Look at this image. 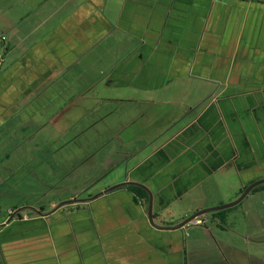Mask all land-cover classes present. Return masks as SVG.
Listing matches in <instances>:
<instances>
[{
  "label": "crops",
  "instance_id": "1",
  "mask_svg": "<svg viewBox=\"0 0 264 264\" xmlns=\"http://www.w3.org/2000/svg\"><path fill=\"white\" fill-rule=\"evenodd\" d=\"M35 3L21 18L31 36L6 20L17 38L0 48V126L35 104V133L12 150L38 163L37 186L75 183L0 222V264H189L190 228H154L149 197L90 199L141 184L170 228L223 204L192 197L213 182L234 180L230 203L264 178V0ZM223 212L201 217L222 229Z\"/></svg>",
  "mask_w": 264,
  "mask_h": 264
},
{
  "label": "rangeland",
  "instance_id": "2",
  "mask_svg": "<svg viewBox=\"0 0 264 264\" xmlns=\"http://www.w3.org/2000/svg\"><path fill=\"white\" fill-rule=\"evenodd\" d=\"M36 7L35 0H0V48L6 46V44L10 45L9 43L14 45L17 38L14 37V34L17 30H19V36L34 34L35 27L24 26L21 18L26 14H30V17L31 15L34 16L33 12ZM7 19L16 23L14 24L15 32L6 25ZM31 20L34 19L31 18ZM2 37H5L6 42L2 41ZM88 70L90 78L96 80L98 77L96 70L93 71V67H89ZM32 115H35V104L32 108L29 107L26 112L16 115L12 120L0 126V180L2 179L0 181V222L5 219L8 221L17 212V207L21 208L24 205L49 207L52 201L68 197L66 189L75 183L74 180L62 182L60 190H58L62 192L56 194L45 186H37L35 171L37 170V173H40L38 163L34 159L32 163L27 164L29 162L20 150L17 154V150H12L15 143L22 139L23 133H35V127L38 126V123L35 122V118L31 117ZM30 142L29 144L26 142L19 145L26 148L31 145ZM84 144L89 150L91 149L90 146L95 147V142H91V139L80 140L79 145L83 147ZM79 145L75 147L78 148ZM72 147H74V144ZM24 151L22 152L24 153ZM10 152L12 153V160L8 161L4 157ZM19 167L22 168L19 172L9 171ZM40 179L44 180L41 174ZM212 184L213 186L211 185L209 189L205 188L207 192L205 196L198 193L192 195V197L206 201L207 205L221 199L224 201L221 206H226L236 202L242 196L240 194L237 199L230 203L226 201L233 194V192L230 193L231 190L229 189L230 185L235 184L233 179L226 180L223 183L216 181ZM61 204L59 203L58 206ZM221 206H215L214 208ZM223 213L228 217V221L222 229L205 222L199 227H195L191 223L187 225V228H190L187 233L188 242L192 246L189 253L193 255V257L190 256L189 264H221L225 259H232L230 255L233 247H237L253 259L264 261V193H259L255 197L250 195L239 205L224 210Z\"/></svg>",
  "mask_w": 264,
  "mask_h": 264
},
{
  "label": "water",
  "instance_id": "3",
  "mask_svg": "<svg viewBox=\"0 0 264 264\" xmlns=\"http://www.w3.org/2000/svg\"><path fill=\"white\" fill-rule=\"evenodd\" d=\"M264 184V180H261L259 182H257L256 184H254L253 186H251L250 188H248L243 194L242 196L234 203H231L229 205H226V206H221V207H218V208H212V209H206V210H201L199 211L198 213H196L195 215L191 216L190 218L186 219L184 222H182L180 225L176 226V227H160V226H157V224H155V221H154V215H153V194L149 191V189L141 184H137V183H125V184H122V185H119V186H115L113 188H110L109 190H107L106 192L104 193H101L99 195H96L94 197H92L90 200H95L97 199L98 197L104 195V194H107L109 192H112L114 190H117L119 188H122V187H125V186H136V187H139L143 190H145L148 194V197H149V202H148V219H149V222L151 223V225L154 227V228H157V229H160V230H179V229H182L184 227H186L188 224H190L194 219L198 218V217H201V216H204V215H209L211 213H216V212H220V211H224V210H227V209H230V208H233L237 205H239L249 194L250 192L260 186V185H263ZM78 202H86V201H78ZM66 204H61L59 206H57L55 208V211L60 209L61 207L65 206ZM23 210H19L17 211L15 214L12 215V217L7 221V222H10L15 216L19 215Z\"/></svg>",
  "mask_w": 264,
  "mask_h": 264
},
{
  "label": "flooded vegetation",
  "instance_id": "4",
  "mask_svg": "<svg viewBox=\"0 0 264 264\" xmlns=\"http://www.w3.org/2000/svg\"><path fill=\"white\" fill-rule=\"evenodd\" d=\"M264 180V178L259 179L257 181H254L253 183H251L248 187H246L241 194H243L248 188H250L251 186H253L254 184H256L257 182ZM259 193H264V184L260 185L256 188H254L250 194L248 196H252L255 197L256 195H258ZM247 196V197H248ZM219 213V212H218ZM216 213H213L212 215L215 217ZM228 221V217H221L219 218V223H223L225 224ZM232 257V259H225L224 262H222L221 264H264V261H260L258 259H253L251 257H249V255H246L244 252H241L240 249H238L237 247H233L232 248V253L230 255ZM214 264H220V263H214Z\"/></svg>",
  "mask_w": 264,
  "mask_h": 264
},
{
  "label": "trees",
  "instance_id": "5",
  "mask_svg": "<svg viewBox=\"0 0 264 264\" xmlns=\"http://www.w3.org/2000/svg\"><path fill=\"white\" fill-rule=\"evenodd\" d=\"M129 189L131 191H133L134 193H136V195L141 198V199H144L145 201L148 200V194L145 190H142L141 188H138V187H135V186H130ZM43 210V209H42ZM221 213H216L214 214L215 216L217 215H220Z\"/></svg>",
  "mask_w": 264,
  "mask_h": 264
},
{
  "label": "built area",
  "instance_id": "6",
  "mask_svg": "<svg viewBox=\"0 0 264 264\" xmlns=\"http://www.w3.org/2000/svg\"><path fill=\"white\" fill-rule=\"evenodd\" d=\"M203 224H204V221H203L200 217L194 219V220L191 222V225H193V226H201V225H203ZM186 227H187V226H186ZM186 227H185V228H186Z\"/></svg>",
  "mask_w": 264,
  "mask_h": 264
}]
</instances>
